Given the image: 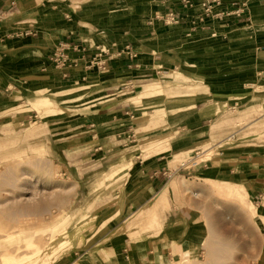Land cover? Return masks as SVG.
Returning <instances> with one entry per match:
<instances>
[{"label":"crops","instance_id":"obj_1","mask_svg":"<svg viewBox=\"0 0 264 264\" xmlns=\"http://www.w3.org/2000/svg\"><path fill=\"white\" fill-rule=\"evenodd\" d=\"M199 3L193 0L185 9L180 0H0V120L20 124L39 117L38 138H48L55 155L63 158L59 166L64 174L77 184L84 183L78 174V161L84 158L118 169L110 190L91 191L95 181L85 182L90 188L81 199L87 203L83 212L94 218L87 230L96 226L103 234L64 253L61 264H171L178 241L166 226L183 218L187 229H199L190 226L193 212L199 211L170 197L169 184L180 177L210 176L225 186L241 185L259 207L264 197L261 153L231 151L239 145L229 148L221 139L214 145L219 156L206 164L170 166L177 156L208 150L204 143L232 120L212 123L234 105L235 97H243L226 90L233 88L234 77L246 90L254 82L250 75L264 74V0H221L213 12L239 7L242 13L202 21ZM172 10L179 13L178 24L156 18ZM192 33L215 35L218 45L188 46L185 40ZM60 44L71 61L62 67L52 61ZM101 47L111 56L106 69H86ZM130 50L135 58L129 57ZM186 59L209 64L190 67ZM152 80L157 82L142 84ZM37 88L49 89L46 94L55 96L61 116L41 117L31 108H19L17 98L35 94ZM253 124L244 123L240 131ZM140 212L155 214L157 222L152 216L138 217ZM262 257L258 264H264Z\"/></svg>","mask_w":264,"mask_h":264},{"label":"rangeland","instance_id":"obj_2","mask_svg":"<svg viewBox=\"0 0 264 264\" xmlns=\"http://www.w3.org/2000/svg\"><path fill=\"white\" fill-rule=\"evenodd\" d=\"M99 2L100 0H97V3ZM90 7L93 8L91 3ZM156 15L159 16V20H163L161 18L163 14ZM185 41L189 42L188 38ZM195 51L199 52V50ZM185 62L190 67L195 66L188 59ZM156 72L161 74V69ZM190 75L193 78H202L200 74L190 73ZM256 77L259 78L258 81L255 80ZM249 78L254 82L246 90L244 89L243 93L238 91L243 97H235L234 105L212 122L220 121L223 117L232 119L220 131L217 138L204 143L206 147H210L209 151L206 150L201 154H197L201 152V149L195 152L190 151L181 157L177 156L170 166L176 164L174 166L176 167L186 161H188L186 165H192L194 168L206 164L205 161L219 156L220 148H215V142L229 135L233 136V142L222 141V144L229 148L239 145L231 151L256 152L264 156V116H260L264 112L254 105L257 103L264 107V74L260 71L257 75L253 73ZM153 82L157 81L152 80L142 84ZM34 96L35 94H28L22 99L15 98L21 104L20 109L31 108L39 115L38 111L28 104ZM65 112L68 111L65 110ZM62 114L63 112L60 116ZM238 117H241L240 119L244 122L240 123ZM38 118L32 116L20 124L11 118L0 120V126L6 130L0 131V241L6 242L8 250V252L3 251V254L0 253V264H4L6 253L23 257V254L31 251L30 248L25 247V242L14 238L19 234L17 231L22 230L25 234H32L35 248L42 250L46 247V241L51 236L55 238L58 234V231L48 233V226L58 222L62 216L69 215L71 211L86 214L83 208L87 203L81 200L83 195L89 192L90 186L85 184L86 181H95L91 191L96 189L100 191L104 188L110 190L115 186L113 180L118 169H106L107 165H100L98 161H91V159L88 161L87 158H84L86 160L84 162L78 161V174L83 176L84 183L77 184L70 180L59 166V161L63 158L55 155L56 148L49 146L48 138H38L40 132L35 126ZM249 122L254 123L252 127L241 132L240 129L244 123ZM45 130L41 133L46 132ZM64 148L65 146L60 147L62 150ZM206 154L208 156H205ZM83 168L87 169L84 171ZM205 178L174 180L178 187L176 191L172 190L174 193H171L170 197L179 199L180 204L199 211L193 212L196 219L190 224V226H198L195 228L199 229H187L183 218L175 224L166 226V231L168 228L178 231L177 236L172 238L178 241V250L172 254L171 264H258L261 256L264 258L262 255L264 214L259 212L264 210V197L258 207L249 201L242 188L225 186L223 183L209 180L210 176ZM224 180V183L229 182L227 179ZM170 204L173 203L170 201ZM164 213L168 216L174 212ZM149 216H152L153 223L157 222L155 214H145L140 218ZM67 221L69 226L70 216ZM167 223L170 224V221ZM101 229L95 226L84 232L83 241H86L84 247L103 234ZM12 233L15 234L7 237ZM184 233H186L185 236ZM83 243L59 250L52 264H61L64 253L82 247ZM196 246L198 248L193 249ZM43 264H49V262L45 261Z\"/></svg>","mask_w":264,"mask_h":264},{"label":"bare ground","instance_id":"obj_3","mask_svg":"<svg viewBox=\"0 0 264 264\" xmlns=\"http://www.w3.org/2000/svg\"><path fill=\"white\" fill-rule=\"evenodd\" d=\"M114 15H115V13H111L110 16L112 17ZM118 15H120V14H118ZM199 34H201V33H192L188 37V41L190 44L188 46L207 45V47H216L218 45V42L216 41L215 35H210L209 37H206L205 35H201L204 37L199 38ZM197 38H199V40ZM188 61L194 63V65L196 67H201V66H205V65L209 64V61H207V60H199V61L188 60ZM232 86H233V88H231V89L228 88L226 90H230V91H233V90L239 91L240 90V92L243 93L244 88H242L241 85L239 83H237L235 77L233 78ZM48 90L49 89L37 88L34 91L35 96L28 101V104L31 105L33 108H35L38 111L39 115H41L42 117L50 116V115L53 116V115L62 113V109L58 106V104L55 102V100L52 99L55 96L50 98L49 96L46 95ZM52 94L57 95V93H52ZM79 97H80V95H79ZM0 131L4 132L6 130L3 128V126H0ZM223 141H224V143L229 142V141L233 142L232 135L228 136L227 138H224ZM204 153H205V151H204ZM205 156H208V155L206 154ZM194 164H196V162H194ZM182 178L183 177H180V179H182ZM183 182H184V180H183ZM169 187L171 190L176 191L178 185L175 183V181H172L169 184ZM169 187H167L165 189V191H168ZM233 187L234 188L235 187L242 188L241 185H237V186L232 185V188ZM68 214L69 215L66 214V215L62 216V218L58 221L59 224H58V222H56L55 224H52V225L47 227L48 233L49 232L53 233L55 231H58V234L56 235L55 238H52V236H51L49 238V240L46 241V247L43 248L42 250L35 248L36 245H35L34 240L32 239L33 238L32 234H25L22 230L17 231L19 234L16 235L14 238L18 239V240H22L23 242H25V247L30 248L31 251L23 254V257L14 255L12 253L7 255V253H6L7 257L5 258L4 264H43L45 261H48L49 264H52V262L55 259L54 257L57 255V252L59 250L69 249L70 247H74L76 245H81L82 242H84L83 243V245H84L85 244V240L83 241L84 232L87 230L88 227H90L94 223V218L92 217V215L88 216L86 214H82V215H78V216L74 215L72 212H70ZM141 214L143 215L144 212H141L139 214V217L141 216ZM67 216L71 217V223L69 224V226H68V221H67L68 217ZM129 228H131V227H129ZM15 233L9 234V235H7V237L8 236L12 237V235H14ZM186 233H184V236L186 235ZM167 234L171 238H174L177 236L178 231H177V229L168 228ZM6 250H7L6 249V242L0 241V253L3 254L2 252L6 251ZM7 252H8V250H7ZM75 264H79V262L75 263Z\"/></svg>","mask_w":264,"mask_h":264},{"label":"built area","instance_id":"obj_4","mask_svg":"<svg viewBox=\"0 0 264 264\" xmlns=\"http://www.w3.org/2000/svg\"><path fill=\"white\" fill-rule=\"evenodd\" d=\"M182 3V8H190L193 6V0H180ZM221 0H200V13H199V20L202 21L204 18H214L218 20H223L229 16L235 15L239 16L242 13L243 8H236L232 10H226L223 12H213V8L217 5H220ZM159 16L156 15V18ZM163 19L162 21L164 24H178L180 22V17L177 12L169 11L166 14H163L161 16ZM159 19V18H158ZM64 45L60 44L57 47L54 48L52 61L57 66H64L67 62L71 63L69 61V56L65 51L63 50ZM130 58H135L136 53L133 50H130ZM111 60V56L109 54V51L105 47H101L98 51V53L95 54L93 58L88 62V65L86 69H91L93 67H96L100 71H104L106 69L107 61Z\"/></svg>","mask_w":264,"mask_h":264}]
</instances>
